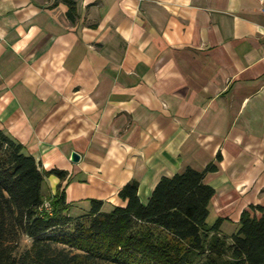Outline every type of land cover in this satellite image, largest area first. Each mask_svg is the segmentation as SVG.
<instances>
[{
	"label": "crops",
	"instance_id": "crops-1",
	"mask_svg": "<svg viewBox=\"0 0 264 264\" xmlns=\"http://www.w3.org/2000/svg\"><path fill=\"white\" fill-rule=\"evenodd\" d=\"M0 128L67 172L43 194L61 185L72 217L213 165L207 224L230 237L264 208V3L0 0Z\"/></svg>",
	"mask_w": 264,
	"mask_h": 264
},
{
	"label": "trees",
	"instance_id": "trees-1",
	"mask_svg": "<svg viewBox=\"0 0 264 264\" xmlns=\"http://www.w3.org/2000/svg\"><path fill=\"white\" fill-rule=\"evenodd\" d=\"M214 170L163 177L146 204L132 181L118 194L125 206L103 212L104 203L91 200L87 214L72 217L61 185L43 194L45 177L63 181L67 172H45L0 128V264H264L263 207L245 210L230 237L220 234L222 219L207 224L214 189L204 177ZM23 236L31 246L18 253Z\"/></svg>",
	"mask_w": 264,
	"mask_h": 264
},
{
	"label": "rangeland",
	"instance_id": "rangeland-1",
	"mask_svg": "<svg viewBox=\"0 0 264 264\" xmlns=\"http://www.w3.org/2000/svg\"><path fill=\"white\" fill-rule=\"evenodd\" d=\"M45 193V191H44ZM213 222L212 218H209V220L207 221L208 224H211ZM31 240L28 239L27 237L23 236L21 239H20V242H19V246H18V249H17V252L18 253H22L23 251L27 250L28 248H30L31 246Z\"/></svg>",
	"mask_w": 264,
	"mask_h": 264
},
{
	"label": "water",
	"instance_id": "water-1",
	"mask_svg": "<svg viewBox=\"0 0 264 264\" xmlns=\"http://www.w3.org/2000/svg\"><path fill=\"white\" fill-rule=\"evenodd\" d=\"M71 161L74 162V163L78 162V161H79V156H78V154H76V153H72V154H71Z\"/></svg>",
	"mask_w": 264,
	"mask_h": 264
},
{
	"label": "built area",
	"instance_id": "built-area-1",
	"mask_svg": "<svg viewBox=\"0 0 264 264\" xmlns=\"http://www.w3.org/2000/svg\"><path fill=\"white\" fill-rule=\"evenodd\" d=\"M135 1H140V0H135ZM258 1H259L260 4H263L264 3V0H258ZM45 207L47 209H49V204L47 202L45 203Z\"/></svg>",
	"mask_w": 264,
	"mask_h": 264
}]
</instances>
